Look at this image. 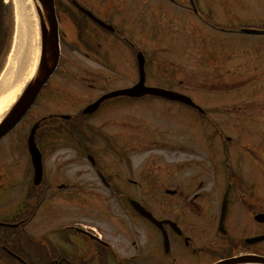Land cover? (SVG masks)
<instances>
[{"label": "flooded vegetation", "instance_id": "af4514ba", "mask_svg": "<svg viewBox=\"0 0 264 264\" xmlns=\"http://www.w3.org/2000/svg\"><path fill=\"white\" fill-rule=\"evenodd\" d=\"M78 1L98 18L112 19L107 23L113 22L117 25L115 27L118 32L110 36L117 46H123L122 42H127L126 40L135 39L134 33L127 32L133 26V5L136 4V8L140 9L150 8L148 16L155 21L169 19L168 0H94L91 3ZM112 8L114 12L111 13ZM57 14L61 25L68 24L71 27V32H63L61 39L62 49L65 53L68 52L69 56L63 55L58 71L43 90L37 103L38 120L51 117L48 119L47 129L39 135V140H51L53 149L66 143L71 152L77 151L78 156H82V159L77 156L76 159L70 160L67 166L69 174L64 173L65 167H59L60 169L53 172L54 181L67 182L72 179L82 180L87 184L94 181L96 174L104 180L106 186L112 188L119 203L113 214H110L108 209L97 211L95 221L105 220L111 222V225L98 229L90 226L84 232L80 229L84 226L76 224L66 226L64 235L52 233L51 264H164L167 258L168 264H197L195 260L198 258L200 245L197 241L204 239L200 234H218V209L212 208L209 201L219 200L229 192L230 196L234 194L243 198L245 212L252 215L264 213V180L255 171H249L244 180L238 178L234 183L233 177L227 172V177L232 183L225 188L226 184L217 178L213 182L209 180V168L197 170L194 174L189 173L190 178L187 179L183 175L185 166L170 162L169 155L157 158H149L146 155L158 151L159 148L165 153L180 152V143L173 141L171 144V138H174L172 127L175 126L174 120L179 115V109L182 110L180 106L170 104L178 108L174 109L165 102L158 103L159 106L153 109L149 104L120 103V99V102L116 103L115 99L103 103L96 113L86 115L85 109L107 93V80L103 69L107 59L103 51L107 33L83 16L73 1L57 0ZM140 14L146 15L143 10H140ZM142 36L154 40L163 38L165 34L146 33ZM124 51L131 53L127 48ZM135 51L133 49V53ZM173 109L174 113L171 112ZM60 115L69 116V124L65 125L59 122L58 118H54ZM118 126L125 128L118 129ZM217 137V133L205 135V145L198 146L200 151L201 148L204 149L201 152L208 158L215 156L213 142ZM21 139L22 134L14 136L16 147ZM166 141L168 143H165ZM1 162L3 161H0V169L4 166ZM80 162L83 165L81 171L72 173ZM209 185L212 187L208 188ZM98 191L100 194L95 193L98 198L108 199L103 186H100ZM191 195L198 201V220L203 224L197 226L196 223L185 224V220L181 221L183 233H194L193 236L190 235L192 238L185 248L190 262H185L177 253L164 257L160 250L152 249L154 238H158L160 232L147 225L141 227L143 230L139 229L133 223L134 217L129 209L121 204V201L154 200L158 205V200L162 199L164 212L191 213L192 205L188 204ZM231 213L232 209L229 210V217ZM183 216L185 215H176V222L180 224L178 217ZM233 223L234 220L228 218V233L221 242L228 246L231 252L238 250V253L250 252L264 256V247L249 248L241 238L229 235V226ZM196 228L200 232L198 236L195 234ZM214 239L217 240V236H214ZM116 248L123 252V256L116 252Z\"/></svg>", "mask_w": 264, "mask_h": 264}, {"label": "rangeland", "instance_id": "374dc122", "mask_svg": "<svg viewBox=\"0 0 264 264\" xmlns=\"http://www.w3.org/2000/svg\"><path fill=\"white\" fill-rule=\"evenodd\" d=\"M13 2L14 1L7 0V14L11 20L13 33V35L11 33V46L9 47V54L13 46L11 55L16 56L21 45L20 36L22 26L20 25L19 19L17 23L16 15H20L17 11V5H15L14 8ZM197 5L202 18L213 21L215 24L214 27H224L230 31V33L219 31L214 28L212 29L202 20L201 22L196 21L193 23L185 22V27L188 30L195 31V27H199L201 30V37L196 35L200 40L195 39L194 46L200 45L199 49L202 51L208 49V51L214 50L215 53L220 54V58H213L214 63L219 64L223 61H228L229 68L231 67V73L225 74L222 73L221 70L215 71L212 59L211 65H208L209 60H207L206 65L201 66V72L199 77L196 79H199L200 83L204 84L205 82L215 79L214 72H217V75H224L228 77L226 81L230 91L227 95L225 93H192L194 99L200 103H234V106L237 103H250L253 108H256L255 104H257V102L261 99H264V35H246L243 31H264V0H197ZM15 26L18 27L16 37L14 36ZM168 31L172 32L174 30L169 27ZM29 42L31 43V40H29ZM9 54L5 60V64L9 59L11 60V56L9 57ZM163 57L171 56L164 55ZM185 62V65L180 68L183 69L181 72L185 73L186 76L192 75L194 66L197 64L188 59ZM113 63L115 64V54H113ZM118 67L121 70H125L126 73H121L116 69L117 80L114 84L115 86L127 87L132 85V83L137 80L138 71L133 58L131 62H124V57L120 56ZM156 75L158 74L155 70H150L148 78L149 82L159 81V78ZM261 104L264 105L263 103ZM261 109H264V107L262 106ZM244 115L247 116L248 114L245 113ZM239 116H241V114ZM234 123H237V121L234 120ZM230 135L233 138H236V132H232ZM22 160H26V158H22ZM258 160L261 161V164H258L257 168L262 169L264 175V161H262L261 154L258 153L257 148H253L252 153L247 155L242 163H236V159L234 158L233 165L242 167L243 165L252 164L255 161L258 162ZM52 207L57 208L56 211H44V214L40 217L41 221L39 222L41 228H36L35 225H33L34 228L31 230L33 233H42V231L44 232L50 229L57 221L58 223L67 221L68 216H64L65 211L61 204H53ZM113 207L114 206H111L112 209ZM8 212H10V210L5 212V214L0 217V222L3 223L5 221V215ZM135 223L137 225L139 224L137 220ZM246 224L248 226H256L257 230H264V225H259L256 222L254 224L252 221H248ZM8 233L9 232L7 230L0 229V245L4 234ZM199 244V258H205L206 256L213 255L214 252L219 251L218 244L211 237L206 238ZM192 246L193 244H191L190 249H192ZM185 248H187L186 241L182 243H175L171 250V256L174 255V253H177L178 256L186 259L188 254L185 252ZM1 254L2 253H0V255ZM211 261L212 260H207L202 264H209ZM168 262L169 260L167 258L164 264H168Z\"/></svg>", "mask_w": 264, "mask_h": 264}, {"label": "bare ground", "instance_id": "6f19581e", "mask_svg": "<svg viewBox=\"0 0 264 264\" xmlns=\"http://www.w3.org/2000/svg\"><path fill=\"white\" fill-rule=\"evenodd\" d=\"M19 12V21L22 26L21 31V45L16 56H11V60L7 62V69L0 77V118L7 115L11 106L16 103L19 92L23 84L30 78L33 70L35 56L37 49L35 44L32 45V40L35 36V26L31 20V13L33 18L38 20V15L43 16L40 8L35 7V3H46L49 0H14ZM24 18H22V17ZM48 18V16H45ZM18 30V27H17ZM31 40V43L29 42ZM35 40V39H34ZM31 68L30 71H28ZM15 108H13L14 110ZM9 114H13L14 111ZM224 264L223 262H221Z\"/></svg>", "mask_w": 264, "mask_h": 264}, {"label": "trees", "instance_id": "16d2710c", "mask_svg": "<svg viewBox=\"0 0 264 264\" xmlns=\"http://www.w3.org/2000/svg\"><path fill=\"white\" fill-rule=\"evenodd\" d=\"M2 1L0 0V59L3 56L6 47L7 31L2 13Z\"/></svg>", "mask_w": 264, "mask_h": 264}, {"label": "water", "instance_id": "95a60500", "mask_svg": "<svg viewBox=\"0 0 264 264\" xmlns=\"http://www.w3.org/2000/svg\"><path fill=\"white\" fill-rule=\"evenodd\" d=\"M144 74L142 73L141 75V82H144ZM143 86V85H142ZM133 93V92H132ZM34 95L33 92H28V95ZM122 94H130V92H123ZM133 95H138V94H134ZM25 104V100H23L14 110L13 114H11V116L6 120V122L3 124V126L0 128V135L3 133V131L7 130L9 128V126L11 125V120L14 118V115H17L18 111L22 108V105ZM264 262V261H262Z\"/></svg>", "mask_w": 264, "mask_h": 264}]
</instances>
